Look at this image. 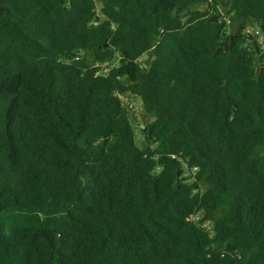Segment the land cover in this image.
Here are the masks:
<instances>
[{
	"label": "trees",
	"instance_id": "obj_1",
	"mask_svg": "<svg viewBox=\"0 0 264 264\" xmlns=\"http://www.w3.org/2000/svg\"><path fill=\"white\" fill-rule=\"evenodd\" d=\"M257 24L264 0H0V264H264Z\"/></svg>",
	"mask_w": 264,
	"mask_h": 264
},
{
	"label": "rangeland",
	"instance_id": "obj_2",
	"mask_svg": "<svg viewBox=\"0 0 264 264\" xmlns=\"http://www.w3.org/2000/svg\"><path fill=\"white\" fill-rule=\"evenodd\" d=\"M198 9L200 11H205L206 6H200L198 7ZM224 18L227 17L225 16ZM151 60H152V54H146L141 58L140 64L143 66H148ZM121 99L125 107H130V106L133 107L132 109H130L131 110L130 118L135 131V137H136L135 142L140 149L144 150L147 147V143L143 135V128L145 124L152 121V117H150L145 113L143 103L137 95L129 93L124 95ZM157 172H159V170H157Z\"/></svg>",
	"mask_w": 264,
	"mask_h": 264
},
{
	"label": "built area",
	"instance_id": "obj_3",
	"mask_svg": "<svg viewBox=\"0 0 264 264\" xmlns=\"http://www.w3.org/2000/svg\"><path fill=\"white\" fill-rule=\"evenodd\" d=\"M250 34L253 35V37L257 40V42H259L262 46H264L263 40L261 39V36H263V33H262V31H261V29H260V27H259L258 24L257 25H254L253 27H250L249 29H247L245 31V35L246 36H249ZM128 108L129 109H132L133 107L130 106ZM187 166H188V163H185V166L184 167L187 168ZM196 171H197L196 168H194L193 170H191L192 173H195ZM193 220L196 221L197 218L195 217ZM203 226L204 227H207L208 230H211L212 229V225L210 223H208V222L204 223Z\"/></svg>",
	"mask_w": 264,
	"mask_h": 264
},
{
	"label": "water",
	"instance_id": "obj_4",
	"mask_svg": "<svg viewBox=\"0 0 264 264\" xmlns=\"http://www.w3.org/2000/svg\"><path fill=\"white\" fill-rule=\"evenodd\" d=\"M218 20V15H215L212 19H210V22H216ZM233 45H227L225 48H219L218 51L215 52V55L221 54L223 51H229L230 48H232Z\"/></svg>",
	"mask_w": 264,
	"mask_h": 264
}]
</instances>
